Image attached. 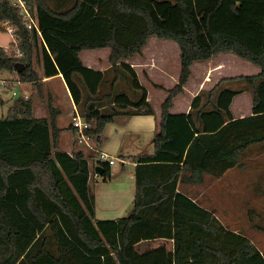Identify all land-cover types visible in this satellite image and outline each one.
<instances>
[{
    "label": "trees",
    "instance_id": "obj_1",
    "mask_svg": "<svg viewBox=\"0 0 264 264\" xmlns=\"http://www.w3.org/2000/svg\"><path fill=\"white\" fill-rule=\"evenodd\" d=\"M23 1L40 35L27 28L11 0H0V23L12 29L15 40L0 46V72L12 76L6 80L11 84L39 90L34 65L42 55L44 77L62 74L89 124L88 139L99 141L105 126L119 117L155 115L126 62L143 55L149 38L178 45L180 70L177 83L165 90L153 152L128 157L135 164V194L125 217L95 218L91 156L59 150L60 112L51 98L39 90L47 102L45 118L33 116L31 98L15 100L0 118V264H184L191 231L194 251H206L216 264L252 263L254 245L243 238L238 247L225 245L223 226L210 211L187 215L182 187L202 183L205 175L218 178L240 167L248 149L264 147V0ZM51 4L69 6L57 10ZM103 48L109 50L108 69L83 68L79 53ZM219 53H232L260 72L221 78L198 92L187 113L172 114L193 64ZM234 83L238 89L223 88ZM244 91L251 94L253 113L235 118L228 103ZM95 164L107 181L109 163ZM202 233L211 236L212 246ZM159 239L164 242L156 247L138 248Z\"/></svg>",
    "mask_w": 264,
    "mask_h": 264
},
{
    "label": "rangeland",
    "instance_id": "obj_2",
    "mask_svg": "<svg viewBox=\"0 0 264 264\" xmlns=\"http://www.w3.org/2000/svg\"><path fill=\"white\" fill-rule=\"evenodd\" d=\"M58 1L60 2L61 0H52V4H55ZM52 4L51 6L56 8L57 10H65L69 6V4L60 6ZM99 31H102L101 27H99L98 32ZM11 38L12 34L9 32L7 25L5 23H0V46H8V44L12 41ZM153 39L154 40L150 41V45H154V42L161 44L165 43L164 40H159L156 37H154ZM171 42L173 43L172 47H175V49H177L176 69H178L180 52L177 44L173 41ZM161 49V47L158 48L159 51ZM162 50L163 53L157 52V54H155L156 61L159 65L165 66L169 71H173L175 69L174 56H176L173 49L172 51H167L170 49H166V51L164 49ZM216 58L223 59H214L213 62L211 61L207 63L206 65L209 68L201 67V65L195 66L193 80L189 85V89H192L193 87L198 85L197 82L201 75L203 76V79H208L209 81L208 87L206 89H211L223 76H236L238 74L251 72L252 68L250 69V62L239 58L234 54H231L229 56H221L220 54ZM130 60H128L127 63L135 71L140 85L145 90L146 88L149 89L151 104H153L154 107L159 108L162 101L164 100V97H162V91L160 92L153 89V87L151 86V80H147V75H145L144 73V71L147 70L148 66L154 67V63L148 65V63H137V61ZM139 61H141V59H139ZM215 62H220L222 65V69L217 70V66H214ZM37 64H39V61ZM7 75L8 73L6 72H0V118L7 116L8 110L13 105L15 100L24 98L25 95H27L28 97L32 96L31 84H21L18 82H13L11 84L10 82L6 81L9 79ZM153 76L156 79L159 77L161 78L159 72L155 73ZM165 85H167V83H165ZM227 87L232 89L239 88L235 83L223 86V88ZM33 96V102L34 100H36V103L39 104L38 106L40 107V113H43L42 110H44V112L46 113V110L48 111L46 100L41 98L36 92H34ZM247 97L248 96L246 95H243L241 97L240 95H236L233 97L231 102L228 103V109L230 110L233 117L237 118L239 116H245L253 113V108ZM181 101L183 100L179 99L177 104L178 109V105L181 104ZM33 116H39V114L34 113ZM114 122L117 123L115 124V127L118 130L119 128H121V130L125 131V134L120 139L122 143L121 149H123V154L125 156L129 157L130 155L135 154L139 147L141 148V150L152 149V138L154 135L153 132H149L148 130L143 128L142 131L132 132L131 125L133 121L130 122L129 117H119ZM58 124L60 127H65V129L63 130L65 133L63 134L62 143L64 144L65 142L66 144L67 141L71 139L70 132L66 130L67 125L69 124L68 113L62 115L59 118ZM112 125L113 124L108 125V130ZM115 127L113 126V129ZM114 135L115 134H113V137H115ZM113 137L111 139L112 142ZM75 146L76 148H80L84 145L76 144ZM101 148L104 150V147ZM86 151H88V153L93 156L92 158L89 156V160H91L90 164H93L99 160V156L95 153L94 147L92 150H88V148H86ZM120 154L121 153L116 154L115 165L112 166V170L119 172V174L115 178H112L114 180L111 183L118 184L119 182H123L124 184L129 185L130 180L127 177V171L131 170V166L124 165L123 168L121 164L122 161L120 159ZM97 176L99 177V180H92L90 183L93 195L95 194L97 199L99 198L97 207L98 217H96V219H99L103 216L101 215V213H103L102 211L108 209V205L113 207L114 212L105 216H111V218L127 216L132 209L133 200L131 199V197L124 194L123 198H118L117 193L119 187L113 186L111 190H113L114 192V202H112L111 200L105 201L102 198V195L104 193L103 189L107 186L103 184L104 181L102 180L101 174H97ZM182 191L186 193V197L188 198V205H186L184 208L187 211V215L189 217H197L201 216L202 212L204 211H210L223 226L222 237L223 243L225 245L238 247L239 242L237 241L240 238L247 239L254 245V247L256 248L257 256L255 257L253 262L241 264H264V231L260 230L261 228L264 229V147H252L248 149L245 152L244 156L241 158L240 167L231 168L218 178L205 175L203 177L202 183L195 185H184L182 187ZM196 227L197 226H195L194 230L197 233V230L199 228ZM201 238L207 245H213L211 236L204 234L201 236ZM159 244V241H155L150 244L145 242L141 243L138 248L140 251H143L150 247H156ZM186 246L187 247L184 251V257H186L187 260L184 262V264H216L214 258L206 251H201L199 254L194 251L195 241L192 239V231L187 235Z\"/></svg>",
    "mask_w": 264,
    "mask_h": 264
},
{
    "label": "crops",
    "instance_id": "obj_3",
    "mask_svg": "<svg viewBox=\"0 0 264 264\" xmlns=\"http://www.w3.org/2000/svg\"><path fill=\"white\" fill-rule=\"evenodd\" d=\"M34 19H35V22L37 24V19L34 15ZM38 26V25H37ZM153 37L149 38L148 40V43L147 45L145 46V48L143 49V55L141 57H135V58H132L130 61H137V63H148V65H151V63H154V67H149L147 68V70L144 71L145 75H147V80H151V86L153 87V89H155L156 91H162V97H164L163 99H165L166 97V92L165 90L166 89H170L172 88L178 81V75H179V70H180V55H179V67L178 69H176V61H177V49H175V47H172L173 43L170 41V40H164L165 43H157V42H154L155 44L154 45H150V41L154 40ZM159 39V38H158ZM11 42L10 43H13L15 40L12 36L11 38ZM159 40H163V39H159ZM9 43V44H10ZM8 44V46H9ZM8 46H5V47H8ZM178 46V45H177ZM162 48L166 51V49H170V50H167V51H174L175 55L174 56V65H175V69L173 71H169L165 66L163 65H159L158 62L156 61V56L155 54L158 53H163V50L161 49L160 51L158 50V48ZM179 49V47H178ZM180 52V50H179ZM221 56H229L231 55L232 53H219L217 54L215 57L211 58L210 60L208 61H203V62H195L193 64V66L191 67V71H192V76L189 80V82L187 83V85L185 86L184 88V93L183 94H180V95H177L174 100H173V107L171 109V113L172 114H179V113H187L189 108H190V104H191V101L192 99L198 94L199 91L201 90H209V89H206L208 87V79H203V76L199 78L198 80V85L193 87L192 89H189V85L190 83L192 82L193 80V75H194V68L195 66L197 65H201V67H204V68H209L207 67V63L209 62H213L214 59H217L216 57L218 55ZM108 56H109V50L107 48H103V49H97V50H86V51H82L79 53V58L81 60V63L83 65V68L85 69H90V70H93V71H100V72H103L105 71L106 69H108L109 67V62H108ZM236 56V55H235ZM139 59H141V61H139ZM223 58H219L217 60H222ZM148 60V61H147ZM128 62V60L126 61ZM249 62V61H248ZM251 65L250 66V69H251V72L249 73H245V74H238L236 76H247V75H256L260 72V68L257 67L256 65L250 63ZM214 66H217V70H220L222 69V65L220 62H215L214 63ZM221 66V67H220ZM34 68L35 70L37 71L38 75L41 77V81H42V86L40 87V91L42 93V95L47 99L48 97L51 98L52 100V104L55 108H57L59 110V116L57 118V126L61 129V133H60V137H59V150L60 151H63V152H66L70 155H72L73 153L75 152H79V151H82L86 156H91L88 151H86V148L85 146L83 147H80V148H76V144H79L77 141H76V130L72 128V125H71V122H72V117H73V109L76 108V105L74 103V100H73V97H72V94L62 76L61 73H58L54 76H49V77H44V74H43V67H42V55H39V64H35L34 65ZM135 68V66H134ZM144 68V67H143ZM137 72V70H136ZM161 75V78H154V74L155 73H158ZM9 77V79H12L10 77H12L11 75H7ZM224 77H234L233 75H230V76H223L221 78H224ZM146 79V78H145ZM165 83H167V85H165ZM153 84H156L158 85L159 87H155ZM240 86V85H239ZM39 90L37 89V87L31 85V99H32V104H33V114L34 113H38L39 116H35V117H38V118H45L48 116V111L46 110V113L43 111V113H40V107L38 106L39 104L36 103V100H34L33 102V94L34 92H36L37 94H39ZM146 91H147V101L151 104V101H150V92H149V89L146 88ZM26 94V93H25ZM241 96L243 95H246L248 96V100L252 106V97H251V94L250 92L248 91H244L240 94H238ZM27 95L24 96V98H29ZM179 99L183 100L181 101V104L178 105L179 106V109L177 108V104H178V101ZM163 102V101H162ZM162 104V103H161ZM154 112H155V115L153 116H150V115H137L138 117H143L144 119L138 121L139 124L142 126L143 129H146L148 130L149 132H153L155 133V131L157 130V122H158V119H159V115H160V107L161 105L159 106V108H156L153 106V104H151ZM42 108V107H41ZM77 109V108H76ZM66 113H68L69 115V124L67 125V128L66 130L68 132H70V135H71V139H69L67 141V143L64 144L62 143V138H63V134L65 133L63 130L65 129V127H60L59 126V118L62 116V115H65ZM252 114V113H251ZM251 114L249 115H245V116H250ZM245 116H239L237 118H240V117H245ZM133 116H129V121H133L136 117H133ZM116 121V120H115ZM109 124H113V126L115 127L117 123L113 122V123H109ZM107 124L103 130V133H102V137L100 138L99 141H94V140H91L89 139L90 141V144L92 145L93 144V147H94V150H95V153L99 156L100 153L103 151V149L101 147H105L106 145L112 143V137H113V134H115V138L117 137L120 141L121 137L125 134V131L121 130V128H119V130L115 127L113 130H112V135L110 136L108 133H109V130H108V125ZM153 140V138H152ZM76 143V144H75ZM100 148H99V147ZM98 147V148H97ZM122 148V143H121V147H120V150L118 153H121L120 155V159L122 161V166L124 168V165H130L131 166V170L127 171V177L128 179L130 180V184H124L123 182H119L118 184L116 183H111L114 179L112 178H115L116 176H118L119 172H116V171H113L112 170V166H114L115 164L113 165H110V178L107 180V181H104L103 184H105V186H107L106 188L103 189L104 193L102 195V198L107 201V200H111L112 202H114L113 200V196H114V192L113 190H111V188H113V186H118L119 187V190H118V198H123V195H127L129 197H131V199L133 200L134 198V194H135V183H134V167H135V164L131 161L130 158H128V156H125L123 154V149ZM88 150H92V149H88ZM153 152V145H152V149L151 150H141V148L139 147L137 152H135V154H132L130 155L129 157L131 156H137V155H142V154H151ZM93 156H91L92 158ZM89 164L91 163V160H89ZM91 166V169H92V176H91V181H97L99 180V177L95 178L94 174H99V172L101 171V168L99 165L95 164H90ZM124 170V169H123ZM113 184V185H112ZM98 200L99 198L97 199L96 195L94 194V202H95V218L98 217L97 216V213H98ZM120 200V199H119ZM107 210H104L102 211L103 213H101V215H103L101 218H99L100 220L101 219H114V218H119V217H114V218H111V216H105V215H108V214H111L112 212H114V209L112 206L108 205L107 206ZM127 209V208H126ZM125 209V211H126ZM128 211V210H127ZM104 217V218H103ZM98 219V218H97ZM156 241H159L160 243L164 242L162 239H159V240H156ZM152 242H155V241H150V242H147L148 244L152 243ZM145 243V242H144ZM167 246L170 247V248H173V241H169L167 243ZM152 248V247H150Z\"/></svg>",
    "mask_w": 264,
    "mask_h": 264
},
{
    "label": "built area",
    "instance_id": "obj_4",
    "mask_svg": "<svg viewBox=\"0 0 264 264\" xmlns=\"http://www.w3.org/2000/svg\"><path fill=\"white\" fill-rule=\"evenodd\" d=\"M11 4H12V6L19 8L21 16L23 17L27 28L28 29H34L40 35V31H39V28L35 22L34 16H32L30 14V12L28 11L24 1L23 0H12ZM8 30L10 33H12V29L10 27H8ZM17 55L20 56L21 55L20 52H18ZM71 125L76 130V141L79 144L84 145L88 149H93L92 145L90 144L88 137L85 135V130L89 127V124L80 117L76 108L73 109V117H72ZM99 159L107 161L109 163V165L115 164V161L109 162L106 159H102L101 153L99 155ZM94 176L98 177L97 173L94 174Z\"/></svg>",
    "mask_w": 264,
    "mask_h": 264
},
{
    "label": "clouds",
    "instance_id": "obj_5",
    "mask_svg": "<svg viewBox=\"0 0 264 264\" xmlns=\"http://www.w3.org/2000/svg\"><path fill=\"white\" fill-rule=\"evenodd\" d=\"M144 119L143 117H136L133 120V123L131 125L132 132H139L142 131V126L138 123V121ZM113 125L109 129V135H112ZM121 147V141H119L117 138L113 137V142L106 145L104 147V150L101 152V158L106 159L109 162H113L116 160V154L119 152Z\"/></svg>",
    "mask_w": 264,
    "mask_h": 264
},
{
    "label": "water",
    "instance_id": "obj_6",
    "mask_svg": "<svg viewBox=\"0 0 264 264\" xmlns=\"http://www.w3.org/2000/svg\"><path fill=\"white\" fill-rule=\"evenodd\" d=\"M22 67H23V66L21 65V67H20L18 70H20ZM101 173H102V169H101V171L99 172V174H101Z\"/></svg>",
    "mask_w": 264,
    "mask_h": 264
}]
</instances>
